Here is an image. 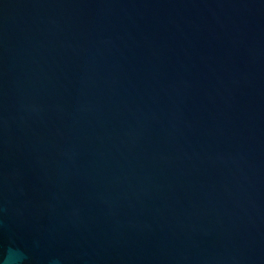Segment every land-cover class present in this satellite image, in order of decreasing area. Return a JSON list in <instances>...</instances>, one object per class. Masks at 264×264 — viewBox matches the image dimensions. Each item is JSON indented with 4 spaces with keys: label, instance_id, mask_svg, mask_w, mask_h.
<instances>
[{
    "label": "water",
    "instance_id": "95a60500",
    "mask_svg": "<svg viewBox=\"0 0 264 264\" xmlns=\"http://www.w3.org/2000/svg\"><path fill=\"white\" fill-rule=\"evenodd\" d=\"M264 264V0H0V264Z\"/></svg>",
    "mask_w": 264,
    "mask_h": 264
},
{
    "label": "clouds",
    "instance_id": "9594fccd",
    "mask_svg": "<svg viewBox=\"0 0 264 264\" xmlns=\"http://www.w3.org/2000/svg\"><path fill=\"white\" fill-rule=\"evenodd\" d=\"M22 259V254L14 251L12 249H9L5 260H6V264H18V262Z\"/></svg>",
    "mask_w": 264,
    "mask_h": 264
}]
</instances>
